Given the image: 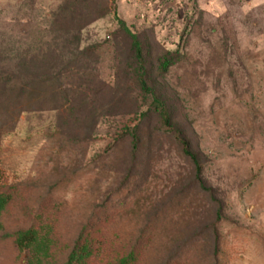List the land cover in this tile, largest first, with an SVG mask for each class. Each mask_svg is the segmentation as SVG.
<instances>
[{
	"label": "rangeland",
	"instance_id": "obj_1",
	"mask_svg": "<svg viewBox=\"0 0 264 264\" xmlns=\"http://www.w3.org/2000/svg\"><path fill=\"white\" fill-rule=\"evenodd\" d=\"M4 111L2 182L19 185L6 227L41 209L64 243L102 211L110 243L153 221L173 250L200 239L205 263L264 264V0H0ZM28 260L0 244V264Z\"/></svg>",
	"mask_w": 264,
	"mask_h": 264
},
{
	"label": "trees",
	"instance_id": "obj_2",
	"mask_svg": "<svg viewBox=\"0 0 264 264\" xmlns=\"http://www.w3.org/2000/svg\"><path fill=\"white\" fill-rule=\"evenodd\" d=\"M120 24L124 32L131 38L132 49L137 59L143 63V48L138 35L130 30L124 20L120 19ZM145 75L146 71L141 67L139 70L141 90L153 95L151 108L160 115L163 124L174 133L182 145L184 153L195 162L198 176L201 178V167L197 157L191 152L189 143L181 132L173 129L166 103L155 96ZM3 84L7 85L8 82ZM7 112L4 111L2 115L0 114V153L4 137L14 128L4 121ZM18 112L29 111L25 107H19ZM131 136L134 149H136L138 143L136 129L131 130ZM1 163L3 162L0 161V244L12 242L18 251L27 252L29 255L28 264H218L217 251L213 256L211 255L207 263L201 258L200 247L202 250V246L195 247L200 243V239L194 238L175 250L172 247L169 248L168 240L175 238L176 233L172 232L171 236L168 235L171 232L166 231L165 235L162 231L160 233L152 226L153 221L139 228L136 239L130 247L122 243H110L109 233L103 231L101 226L96 225L97 221L101 219L102 211H94L82 222L75 236L64 243L59 242L51 234V227L45 221L41 209L34 213L27 224H20L15 229L8 228L3 222V218L13 203L14 194L16 191L18 192L19 185L2 182L4 172L1 171ZM151 253H153V257H149Z\"/></svg>",
	"mask_w": 264,
	"mask_h": 264
}]
</instances>
